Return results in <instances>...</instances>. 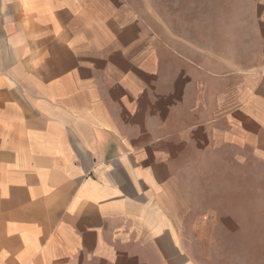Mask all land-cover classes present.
<instances>
[{
    "label": "crops",
    "instance_id": "crops-1",
    "mask_svg": "<svg viewBox=\"0 0 264 264\" xmlns=\"http://www.w3.org/2000/svg\"><path fill=\"white\" fill-rule=\"evenodd\" d=\"M243 61L141 0H0V264H264V12Z\"/></svg>",
    "mask_w": 264,
    "mask_h": 264
},
{
    "label": "rangeland",
    "instance_id": "rangeland-1",
    "mask_svg": "<svg viewBox=\"0 0 264 264\" xmlns=\"http://www.w3.org/2000/svg\"><path fill=\"white\" fill-rule=\"evenodd\" d=\"M143 18L168 27L206 51L243 61L250 45L259 43L255 29L264 0H141Z\"/></svg>",
    "mask_w": 264,
    "mask_h": 264
}]
</instances>
